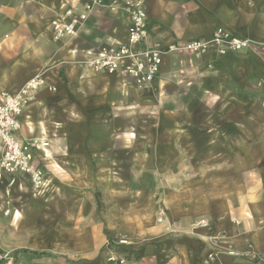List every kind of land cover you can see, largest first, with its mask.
I'll return each instance as SVG.
<instances>
[{"label":"crops","instance_id":"1","mask_svg":"<svg viewBox=\"0 0 264 264\" xmlns=\"http://www.w3.org/2000/svg\"><path fill=\"white\" fill-rule=\"evenodd\" d=\"M29 2L37 14L12 18L0 38V92L17 91L35 76L55 92L41 89L19 119L21 141H48L35 150L32 162L43 186L38 191L29 176L0 172L1 245L8 250L47 247L50 264H106L100 253L106 238L123 234L130 241L127 264H201L206 237L220 235L239 252L250 242L257 264H264V158L258 156L264 153V114L242 116L237 109L236 115L222 117L224 130L209 110L239 108L240 103L264 108V0H146L148 44L207 39L222 27L251 45L225 55L166 56L159 75L142 88L116 74L105 85L88 64L102 47L124 40L126 15L96 8L75 37L53 43L50 24L60 7L85 0L13 1L21 8ZM44 10L54 16L46 17ZM181 81L183 94H201L200 106L193 107L190 99L179 107L172 102ZM124 104L147 108L152 118L125 127L135 131L124 132L122 142L132 148L127 150L130 161H142L140 169L127 171L131 179L126 182L114 166L120 161L112 126L101 129L105 138L95 134L96 115L112 116ZM197 108L203 110L200 117ZM242 123L250 127L246 148L238 142ZM200 142L207 156L221 155L211 153L221 146L233 156L249 153L250 170L238 178L244 167L237 164L230 169L236 178H228L224 170L210 167L213 172L205 170L204 180L191 177L166 186L164 177L177 172L176 160L186 159L187 168L196 170L190 159L199 156ZM168 161L172 167L165 168ZM103 164L106 170L100 171ZM160 200L177 233L156 222ZM44 212L45 221L40 218ZM198 218L208 220L212 230L190 233L187 228Z\"/></svg>","mask_w":264,"mask_h":264},{"label":"built area","instance_id":"2","mask_svg":"<svg viewBox=\"0 0 264 264\" xmlns=\"http://www.w3.org/2000/svg\"><path fill=\"white\" fill-rule=\"evenodd\" d=\"M146 0H112L108 4L102 0H85L83 4H67L60 7L59 13L51 26V41L56 43L64 39H72L78 29L88 20V15L96 8H105L110 12L126 15V37L118 43L102 47L89 60L88 64L96 71L126 76L137 86L149 84L159 75L163 59L169 55L190 54L195 57L214 52L225 55L250 49L248 41L231 35L222 27H217L207 39L163 46L158 42L148 44ZM44 84L40 76H35L17 91L0 92V172L25 174L32 180L35 189L42 187V174L34 168V151L38 149L35 141H21L18 137L20 117L26 106L34 101L35 93ZM166 221L165 212L159 209L157 222ZM199 226L205 227L201 220ZM103 246L106 264H127L125 248L130 241L124 236L108 237ZM3 264H13L7 255H0Z\"/></svg>","mask_w":264,"mask_h":264},{"label":"rangeland","instance_id":"3","mask_svg":"<svg viewBox=\"0 0 264 264\" xmlns=\"http://www.w3.org/2000/svg\"><path fill=\"white\" fill-rule=\"evenodd\" d=\"M13 1L14 0H0V38H1V36H4L5 32H7V30H8L7 26H9V23H10L9 21L12 18L19 17V16L22 17L25 14H30V15L37 14L36 13L37 8H35L34 6H31L33 4H31L30 2H29L30 4L28 7L23 6L21 8L20 3L14 4ZM9 4H11V6H9ZM41 13L43 15H45L46 17L54 16V14L52 12L45 11V10L41 11ZM0 48H1V45H0ZM175 62H178V61H175ZM170 64L171 65L173 64V66H174L175 63L170 61ZM89 67L92 69L93 72L99 73L101 75V78H102L103 82H105V85H106L107 81L109 82L107 77L113 76V74H108L106 72L105 73L98 72L94 68H92V66H90V65H89ZM125 78H127V77H125ZM179 79H182V78H179ZM179 79H175V81L179 80ZM180 83L181 84L178 85L177 89L175 90V88H174L175 91L171 94L170 98H171V100H173L172 102H174L175 105L177 107H179L180 105H182V103H185L190 99V101H193L191 103V105L193 107L200 106L202 103H200L198 100H200L201 94L197 91H194V92L191 91V93H188V91H187V92H185V94H183L184 92L182 90V88H183L182 87V81ZM133 84L135 87H138L135 83H133ZM43 88L50 93L55 92L54 87L48 86L44 82V84L41 86V88L35 93L34 98L36 97V94L39 91H41V89H43ZM171 91H173V89L170 90V92ZM164 98H166V96ZM167 99H169V98H167ZM35 100H36V98L34 99V101ZM198 103H200V104H198ZM240 104L241 105L239 108H227L226 107L223 109H221V108L216 109L214 107V108L209 109L210 113H212L213 116H217L218 118H220L219 128L221 127L225 130V128L227 126L224 124V120H222V117H225L227 119V116L230 117V116L236 115L237 111H238L237 109H239L240 114L242 116L248 115L252 112L256 113V114H264V108H262V106H260L258 104L255 106H252V107H248V105H246V104H244V105L242 103H240ZM215 105H217V104H215ZM167 106H168V104H167ZM114 107L115 106H113V108ZM168 107H171V106H168ZM127 108H129L128 113L126 111ZM139 110H140V108H137L134 105H127V107H126L124 104L123 107H121V106L115 107L113 109V115L112 116L109 114H107V116L106 115L104 116V112H102V111L99 112L98 115H96V122L95 123L98 125V128H97L98 131L95 134L98 136L99 139L105 138V136H104L105 133L102 132V130H101V129H103V131H105V129H104L105 125L108 124L109 130L111 129L110 125L113 128L114 133L112 135V138L115 142V150L118 151L116 158H118L120 161V162H117L114 166L116 168L117 175L119 177H122L123 181H125V182L127 180L131 179V178H129V174L127 171H129L130 169L132 170V168L140 169L139 164L141 165V163H142V161H139V162L138 161H130V159L133 157L129 158V156H128L129 153H127V150H131L132 148L131 147L127 148L126 147L127 144L123 145L122 142H123L124 138H126V135H124V132H131V133L135 134V131L132 129L127 131L125 127L127 126L128 123L132 124V123H136V121H138V120L146 119L145 116L149 117V119H152L151 113L149 111H147V108H145V110H143V111H141V110L139 111ZM201 111H203V110L197 108L196 114L198 117L201 116ZM242 125L244 126L243 132L241 133L242 138L240 140H238V142L241 141V144L243 143L244 148H246L250 144V141L247 139V138H249L248 136L250 134L249 129H248L249 125H248V123H242ZM109 130H107V131L109 132ZM236 136H237V134H236ZM231 137H233V134L231 135ZM32 141H35L37 143V145L40 144V142L36 141V139H32ZM44 142L46 143L45 147H47L48 141H44ZM234 143H235V141H233V144ZM201 146H202V143L200 142V151L198 152L199 156L193 157V159H190V164L191 165L194 164L196 170L192 171L191 168H190V170L187 168V167H189L188 160H186V159L176 160V162L173 165H177V172L173 171L171 173V175H167L164 177V182H165L166 186L177 184V183H182V182H188L191 177H193L194 179H198V180L199 179L204 180V177H205L204 175H206L204 173L205 170L207 172H213V171H209V169H211L210 167H213V170H221V169L224 170L223 174H226L227 176H229L228 178H231V177L236 178V176H234V173L230 172V169L233 168L237 164H241L244 167L243 168L244 170H238L237 171L238 178L242 177L240 175L241 171L250 170V168H251L253 157H251V155L249 153L248 154H242V155L238 154L237 156H233V155H230L227 153L225 146H221V149H219L217 147V149H214L211 152V153H217V152L221 153L222 152L221 155H219V156H207L206 154L208 153V150L206 149L205 151H203ZM38 149H36V150H38ZM244 152H245V150H244ZM258 156L260 158H264V153L263 154L260 153V154H258ZM106 166L107 165H104V164L100 165V171H105ZM164 166H165V168L172 167L171 161L170 162L168 161V163H166ZM244 173H246V172H244ZM116 181L119 183H122L118 179H116ZM42 186H43V184H42ZM241 188L242 187H239V189H241ZM36 190L39 191L40 189H36ZM232 190H234V189H231V191ZM156 206L157 207L155 210V217H154L156 219V222H157L158 210L163 209L165 212V216H166V221L163 223L168 224L169 231L171 233H173V234L177 233L178 229L172 228V224L170 223V217L167 213L168 210L166 208V204L164 203V201L163 200L158 201ZM45 217H46V213L44 212L43 215L40 216V218L44 219V221H45ZM201 220L205 221V223H206L205 227L199 226L198 222H200ZM191 223H192L191 226L190 227L188 226L189 228H187L188 231L190 230V233L193 229H203L206 231L212 230L211 223L208 220H206L205 218H198L196 221L191 222ZM111 236H116V237L117 236H124L126 239H128V237H126L123 234H117V235H111ZM111 236H108V237H111ZM219 236L216 237L213 235H208L206 237L204 243L207 246V250H206V253L204 254L205 256H204L201 264H226L224 261L226 257H229L231 259H235V261H238V262H240L241 260H244L242 263L240 262L238 264H257L259 257L257 255V253L253 251V248H252V245L250 242L247 243V246L245 249H243L239 252V251L235 250V248L233 247L232 244H229L228 242L224 241L223 238L221 236L220 237ZM108 237L106 239H108ZM0 240H1V237H0ZM128 241H129V239H128ZM101 248L102 249L100 250V253L103 251V247H101ZM4 254L7 255L13 261V264H50V262H51V259L49 258L50 253H49L47 247L46 248H43V247L40 248L39 247V248H35V249L8 250V249L4 248V246H2L0 243V255H4ZM0 264H3V261H0Z\"/></svg>","mask_w":264,"mask_h":264},{"label":"bare ground","instance_id":"4","mask_svg":"<svg viewBox=\"0 0 264 264\" xmlns=\"http://www.w3.org/2000/svg\"><path fill=\"white\" fill-rule=\"evenodd\" d=\"M22 88V87H21ZM137 88H142L141 86H138ZM20 89V88H19ZM18 89V90H19ZM36 141H39V140H37L36 139ZM40 142V144H38V147H39V149H43V147H45L46 146V143L43 141H39Z\"/></svg>","mask_w":264,"mask_h":264},{"label":"trees","instance_id":"5","mask_svg":"<svg viewBox=\"0 0 264 264\" xmlns=\"http://www.w3.org/2000/svg\"><path fill=\"white\" fill-rule=\"evenodd\" d=\"M124 254H125V257L129 258V257H128V254H126V248H125V252H124Z\"/></svg>","mask_w":264,"mask_h":264}]
</instances>
